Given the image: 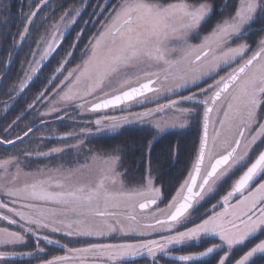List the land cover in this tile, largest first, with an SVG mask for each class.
I'll use <instances>...</instances> for the list:
<instances>
[{"label":"snow or ice","instance_id":"6c2138e0","mask_svg":"<svg viewBox=\"0 0 264 264\" xmlns=\"http://www.w3.org/2000/svg\"><path fill=\"white\" fill-rule=\"evenodd\" d=\"M39 10L37 6L21 22L14 46L26 42ZM72 11L69 23L79 15V10ZM213 15L210 0H117L97 36L89 41L81 63L36 97L40 100L45 91L52 93L40 115L63 113L56 116L60 120L69 116L75 121L70 110L82 115L117 108L124 112L133 105L145 108L89 120L98 132L139 123L150 124L159 137L199 119L202 134L195 163L166 207H158L162 193L150 174L138 187L124 184L117 152L64 162L59 154H67L66 149L83 151L80 146L91 129L82 125L78 132L57 138L64 146L24 153L36 160L57 159L53 166L31 169L32 160L16 155L0 159V221L17 226V230L0 227V264H10L15 257L40 259L41 241L66 252L43 264H160L174 251L193 244L203 250L174 259L181 264L204 258H209L206 264H256L254 258L264 259V240L254 242L257 234L264 235V0H235L233 11L201 35ZM67 16L65 12L61 22ZM251 36L257 39L250 44ZM62 38L56 24L47 38L37 41L39 59L33 51L34 64L29 63L23 79L14 85L15 95L29 87L41 62ZM67 62H61L57 73L65 71ZM209 79L213 82L207 87L200 86ZM193 87L198 92L182 95ZM33 107L34 103L28 105ZM159 113L168 114V119H158ZM32 131L28 127L23 136L0 139V145H16ZM226 186L230 190L218 205L201 212V201L207 197L210 202L212 194L219 195ZM138 211L144 214L141 219ZM49 233L67 238L68 244L86 246L60 244ZM114 233L140 237L159 233L160 238L119 243L80 239L99 240ZM28 238L35 244V253L20 250L27 247ZM238 250L243 254L237 258Z\"/></svg>","mask_w":264,"mask_h":264},{"label":"trees","instance_id":"16d2710c","mask_svg":"<svg viewBox=\"0 0 264 264\" xmlns=\"http://www.w3.org/2000/svg\"><path fill=\"white\" fill-rule=\"evenodd\" d=\"M112 1L114 4L117 3V0ZM104 2L105 0H51L34 18L33 24L29 29V35L26 37V42L19 46H14L18 40L17 33L22 31L21 22L27 18L31 11L36 10L41 0H0V4L5 5V7H0V77L7 70L0 86V139H15L17 135L23 136L24 131L28 127H32L33 129L39 127V130L33 132L25 141L7 148L0 146V157L17 155V151L19 152V156L25 151H48L49 148L56 145L60 146L63 143L57 138L48 136L61 129L62 131L60 132H67L69 128L63 129L65 123L58 120L47 123L46 118L40 117L37 113L43 105L41 99L36 100V97L48 87L49 83H55L53 76L60 67L61 62L67 59V56L58 59V51L45 64L44 69L39 72V75L31 82L29 87L24 92L19 93V95L13 93V87L19 84L20 80L23 79L24 72L28 70L37 41L57 23L61 16H64L65 12L71 14L73 13L72 10H79V15L71 23L73 25L70 29L71 31L86 8L88 9L86 17H88L89 21L84 25L86 29L84 36L75 35L68 46V51L76 53L78 48H87L89 41L100 31L103 18L97 19V15L100 13L99 11ZM210 2L213 5L214 15L204 26V31L201 35L207 34L215 22L222 18V15L227 16L231 13L235 5V0H210ZM221 9H225L223 14L221 13ZM5 24L7 27H4ZM74 32L78 33L81 30ZM255 39H257L256 36H251L247 42L251 44ZM63 47L60 48V51ZM10 54L11 62L9 63ZM69 64L70 62L68 61L66 66ZM204 85L205 83L201 87H204ZM50 87H53V85L51 84ZM195 90H198V88H194L191 91L185 90L182 92V95L196 92ZM175 98L178 99V97ZM33 103L35 107L28 108V105ZM3 105H8V109L4 110ZM153 105L155 107V104ZM185 106L189 105L186 104ZM197 111L199 112L201 109H197ZM18 117L19 119H17ZM9 126L11 127L9 128ZM6 128L8 131H5ZM201 134L202 124L199 119L190 120L189 125L183 129L165 131L159 137H156L152 126H128L122 127L119 132H98L91 134L86 143L81 146L83 151L76 150L78 155L74 151H70V156L65 153H61L59 156L63 158L64 162H82L85 158H90L91 155L107 156L117 152L122 162L121 171L124 173L122 177L124 184L127 187H138L143 182L145 175L150 174L155 186L161 189L162 200L159 202V207L165 208L192 171L198 154ZM149 145H151L150 150ZM24 160H32L31 169L45 167V165L53 166L58 162L57 159L41 158L40 160H36L35 157H25ZM238 175L239 173L233 178V181L238 178ZM227 190H230V188L226 186L225 190L221 191L219 195L212 194L214 198H211L210 202L207 197L205 201H201L204 205L201 208V212L210 210L214 204L218 205V202L226 194ZM199 214L197 213V216ZM159 238V233H153L148 237L114 233L99 240L91 238L90 241L119 243ZM260 240H264V235L257 234L254 242L258 243ZM30 244L31 247L24 250L35 253L36 247L34 242L31 241ZM206 246L211 245L208 244ZM201 250H203L202 246L193 244L182 251H174L172 256L196 254ZM51 252L49 250L40 259L17 257V259L11 260L10 264H35L42 260L52 259L63 253ZM242 254L243 252L238 250L236 252L237 258ZM208 259L204 258L201 261L193 262V264H206ZM254 259H256V264H264V259H260L259 256ZM130 264H135V262H130ZM144 264H148V262L145 261ZM160 264H181V262L168 257L161 260Z\"/></svg>","mask_w":264,"mask_h":264},{"label":"flooded vegetation","instance_id":"af4514ba","mask_svg":"<svg viewBox=\"0 0 264 264\" xmlns=\"http://www.w3.org/2000/svg\"><path fill=\"white\" fill-rule=\"evenodd\" d=\"M115 4L113 3L112 0H105V2L102 4V7L100 9V13L97 15V19L101 17V19L103 18V20L101 21V26H100V29L102 27V25H104V23L106 22V19L109 15V13L111 12L112 10V7L114 6ZM88 12V9L86 8V10L84 11L83 15L80 16V19L78 20V22L75 24V26L73 27V29L65 36L64 34L67 32V29L69 27V25L71 23H69V18L72 17L74 14H68L67 17H65L64 21L61 22V19H59L57 21V23H55L54 25L58 24L60 26V29L63 33V38L61 39V41L59 42V45H61L60 47L58 46V48L56 49L55 51V54L56 55L59 51V55H58V59H62L64 58L65 56H67V59H69L68 61L70 62L69 65L66 66V64H64V69L65 71L62 72V73H56L54 74L55 76V79H53V81H55V83H49L48 87L46 89H52L53 87H50V85H55L57 84V82L59 80L62 79V77L64 75H66V72L67 70H70L72 68H75L77 65H79L81 63V58L85 52V50L89 47V44L87 46V48L85 47L84 48H78L77 49V52L75 53L74 51H71L69 52L68 51V46L70 45L71 43V40L72 38L76 35V36H84V31H86L84 25H86V22L89 21L88 17H86V13ZM85 18V19H84ZM96 19V20H97ZM66 21H68V23L66 24ZM83 22V24H82ZM65 25H67V27H65ZM31 26V25H30ZM30 29V27H29ZM51 29L52 27L48 30V32L45 33V35L43 36L44 38H47L50 34H51ZM81 32H78V33H75L74 31H80ZM63 47V49L60 51V48ZM43 47V45H41V48ZM34 51L37 53L36 54V59L38 60L39 59V50L35 47L34 48ZM69 53H71V55H69ZM47 60V59H46ZM42 61L41 62V65L45 64V61ZM34 64V61H33V58H32V62ZM66 66V68H65ZM42 69H44V66H42V68L39 70L42 71ZM39 75V74H38ZM53 76V77H54ZM53 98V94L48 92V91H45V95L44 97L41 99V102H42V107L40 108V110L38 111L37 114H39L40 117L42 118H46V122H54V121H59V122H62V123H65L64 125V128L63 129H66L67 127L69 128V131L67 132H70V131H79L80 130V127L83 125L84 127L86 128H89L91 129V134H94V133H98V131L96 130V126L94 125V123H89L88 121L89 120H94L96 118H100L104 115H110V116H122V115H126L127 114V111H131V112H142L145 110V108L143 107H140V106H136V105H133L130 109H127L126 111L122 112L120 110V108H117V109H108V110H105L104 112H100V113H91V112H84L82 115L78 114V110H70V115L72 117H75V121H73L72 119L69 118V116H64V119L63 120H60V119H56V116L58 115H64L63 113H53L52 115H49V116H41L40 113L41 112H44L46 110V101H49ZM173 99H176L175 97H173ZM8 105L7 107H5V105H3V109H8ZM148 107H154L153 104H150L148 105ZM105 123H107V121H105ZM137 125H146V124H139V123H134V124H124L122 125L120 128H118L116 131L114 132H119L120 129L122 127H128V126H137ZM148 125V124H147ZM62 131L59 130L58 132H54L52 135H49L48 137H51V138H58L62 135H64L65 133L67 132H60ZM100 133H103V132H113V131H108V130H105V131H99ZM86 135L85 137V141L84 143H86V141L88 140V137L91 135ZM1 146V145H0ZM61 146H64V143L60 144V146L56 145L55 147H61ZM82 146V145H81ZM80 146V147H81ZM77 149H66V155H71L70 154V151H74L77 155H78V152H76ZM7 157V156H6ZM20 157H24L25 158V155H21ZM5 158V157H4ZM0 159H3V157H0ZM138 219H141L142 216L144 214L140 213L139 211L136 213ZM125 223H130V221H125ZM0 227H9L11 230H17V226L16 225H7L6 222L4 221H0ZM49 235L53 238V239H57L60 241V244H68V239L67 238H61V236L59 234H51L49 233ZM82 241L83 240H90L91 238H80ZM31 241L32 238H28V245L27 247H24V248H21L22 251H25L24 249L25 248H28V247H31ZM80 244H83L82 246H75V247H84L86 246L85 243H80ZM80 244H75V245H80ZM69 247H74V244H68ZM40 247L44 249V252L43 254H47L49 252V250H51L53 252H56V253H62L61 255L59 256H62V255H66V252L64 249H62L61 247H59L58 245H47L46 242L44 241H41L40 243ZM27 252H30L29 250ZM50 260V259H49ZM45 261V260H43ZM43 261L39 262L38 264H43Z\"/></svg>","mask_w":264,"mask_h":264},{"label":"rangeland","instance_id":"374dc122","mask_svg":"<svg viewBox=\"0 0 264 264\" xmlns=\"http://www.w3.org/2000/svg\"><path fill=\"white\" fill-rule=\"evenodd\" d=\"M72 14H74V12L71 13V15H72ZM67 23H68V21H66V24H67ZM100 30H101V29H100ZM98 32H99V31H98ZM97 34H98V33H97ZM97 34H96L95 36H93V38H92L91 40H93V39L97 36ZM91 40H90V41H91ZM193 42L196 43V42H198V41H193ZM224 74H225L224 72H223V73H220V75H224ZM202 82H203V81H202ZM212 82H213V81L210 80V79L207 81V83L204 82V83H205L204 87H207V84H208V83H212ZM196 92H198V90H196ZM190 94H192V93H190ZM190 94H187V95H190ZM157 118H158V119H161V118H162V119H168V114H166V113H159V114H157ZM146 125H147V124H146ZM188 125H189V123H188ZM188 125H187V126H188ZM148 126H151V125L148 124ZM187 126H186V127H187ZM183 128H185V127H183ZM183 128L177 126L176 128H172V129H169V130H167V131H170V130H180V129H183ZM25 144H27V143H25ZM25 144H24V145H25ZM217 151H219V147L217 148ZM25 152H27V151H25ZM25 152H23L22 154L24 155ZM18 153H19V152L17 151V155H16V156H19ZM250 155H251V153H250ZM20 158H21L22 160H24V157H20ZM97 166H98V167H102V165L99 163V161H97ZM153 182H154V181H153ZM128 188H135V187H128ZM158 207H159V206H158ZM159 208H161V207H159ZM38 255H39L40 257H42V256H43V253H39ZM30 258H31V257H30ZM32 258H33V257H32ZM39 262H41V261H39Z\"/></svg>","mask_w":264,"mask_h":264},{"label":"water","instance_id":"95a60500","mask_svg":"<svg viewBox=\"0 0 264 264\" xmlns=\"http://www.w3.org/2000/svg\"><path fill=\"white\" fill-rule=\"evenodd\" d=\"M51 0H47V3H41L40 5H39V8H40V10L43 8V7H45L49 2H50ZM39 10V11H40ZM37 14H38V12H37ZM30 27V26H29ZM57 49V48H56ZM56 49H55V51H56ZM54 51V52H55ZM54 52L53 53H51V55L48 57V59L54 54ZM47 59V60H48ZM8 69V68H7ZM6 72H7V70L5 71V73L3 74V76L2 77H0V85H1V82H2V80H3V78H4V76H5V74H6ZM38 74V73H37ZM37 74H35L34 76H33V79L36 77V75ZM32 79V80H33ZM37 128H39V127H36L35 129H33V131L31 132V133H29V135L28 136H25L24 138H23V140H25L26 138H28ZM22 140V141H23ZM22 141H17V143L16 144H18V143H20V142H22ZM2 146H5V147H11V146H13V145H7V144H3ZM198 183H199V181H198ZM154 207V206H153ZM147 211V210H146ZM174 259V258H173ZM174 260H176V259H174ZM178 261V260H177Z\"/></svg>","mask_w":264,"mask_h":264}]
</instances>
